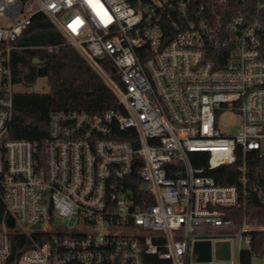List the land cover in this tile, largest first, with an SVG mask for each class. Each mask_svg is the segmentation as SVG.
Wrapping results in <instances>:
<instances>
[{
  "label": "built area",
  "instance_id": "obj_1",
  "mask_svg": "<svg viewBox=\"0 0 264 264\" xmlns=\"http://www.w3.org/2000/svg\"><path fill=\"white\" fill-rule=\"evenodd\" d=\"M38 14L121 107L53 113L43 144L11 135L13 52ZM226 111L241 116L239 134L217 128ZM223 166L235 184L205 174ZM256 203L264 0H0V264H190L204 227L237 229L251 250L264 226L247 214L237 226L227 210ZM20 233L32 245L14 252Z\"/></svg>",
  "mask_w": 264,
  "mask_h": 264
},
{
  "label": "trees",
  "instance_id": "obj_2",
  "mask_svg": "<svg viewBox=\"0 0 264 264\" xmlns=\"http://www.w3.org/2000/svg\"><path fill=\"white\" fill-rule=\"evenodd\" d=\"M13 52V74L17 84L31 86L40 78L47 79L48 93H17L14 97V119L11 135L15 139H24L43 144L49 132V120L53 113L77 111L100 114L121 109L115 94L104 84L100 77L67 43V39L54 27L44 15H36L31 25L16 42ZM51 49V50H49ZM38 58L44 63L34 65ZM202 164L207 156L199 157ZM219 184H235L237 172L234 166H223L207 171ZM237 226H241L244 214L249 222L258 221L264 225V208L256 203L246 211L227 210ZM2 211H0V219ZM251 250L239 252V264H252L255 254L262 256L264 231L252 232ZM14 252L21 251L32 243L23 234L11 237ZM146 264H171L155 256H149Z\"/></svg>",
  "mask_w": 264,
  "mask_h": 264
},
{
  "label": "rangeland",
  "instance_id": "obj_3",
  "mask_svg": "<svg viewBox=\"0 0 264 264\" xmlns=\"http://www.w3.org/2000/svg\"><path fill=\"white\" fill-rule=\"evenodd\" d=\"M68 43V41H67ZM69 44V43H68ZM18 93H48L49 87L47 85L46 78H40L37 82L31 86H24L18 84L15 87ZM217 128L221 130L222 133L226 135H237L242 130V119L241 116L234 111H226L217 114ZM264 226V225H262ZM193 239L203 238L202 240L211 243L212 247V260L215 261V250L217 246L227 243L231 247V254L233 264H239V252L245 249V245L241 242L242 235L237 229H209L199 228L193 235ZM197 241V240H196ZM195 243V242H194ZM194 245V244H193ZM190 264H207L206 262L199 261V254L194 251L192 261ZM252 264H264V257L259 255H254L252 258Z\"/></svg>",
  "mask_w": 264,
  "mask_h": 264
},
{
  "label": "water",
  "instance_id": "obj_4",
  "mask_svg": "<svg viewBox=\"0 0 264 264\" xmlns=\"http://www.w3.org/2000/svg\"><path fill=\"white\" fill-rule=\"evenodd\" d=\"M34 65H42L44 61L35 58L32 62ZM7 224L10 228H14L15 221L13 218H9ZM34 228H39L36 226ZM194 251L199 254V261L206 262L207 264H231L232 259L231 247L229 244L224 243L217 246L215 250L216 260H212V247L211 243L204 240H197L193 245Z\"/></svg>",
  "mask_w": 264,
  "mask_h": 264
},
{
  "label": "crops",
  "instance_id": "obj_5",
  "mask_svg": "<svg viewBox=\"0 0 264 264\" xmlns=\"http://www.w3.org/2000/svg\"><path fill=\"white\" fill-rule=\"evenodd\" d=\"M209 229H213V228H208V230H209ZM195 239H196V238H195ZM197 239H198V238H197ZM202 239H203V238H199L198 240H202ZM195 242H196V241H195Z\"/></svg>",
  "mask_w": 264,
  "mask_h": 264
}]
</instances>
